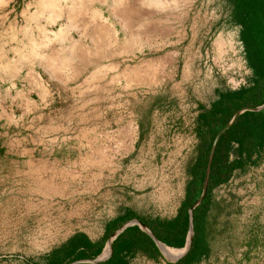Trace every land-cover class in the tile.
<instances>
[{
    "label": "rangeland",
    "instance_id": "obj_1",
    "mask_svg": "<svg viewBox=\"0 0 264 264\" xmlns=\"http://www.w3.org/2000/svg\"><path fill=\"white\" fill-rule=\"evenodd\" d=\"M229 14L227 0H0V264L96 240L126 207L175 215L199 106L249 83ZM207 222L197 264H264V152L213 190Z\"/></svg>",
    "mask_w": 264,
    "mask_h": 264
},
{
    "label": "trees",
    "instance_id": "obj_2",
    "mask_svg": "<svg viewBox=\"0 0 264 264\" xmlns=\"http://www.w3.org/2000/svg\"><path fill=\"white\" fill-rule=\"evenodd\" d=\"M230 22L239 27L246 66L250 70L249 83L236 90L216 89L215 98L208 106L200 105L195 118V136L198 143L195 156L187 168V181L183 198L173 217L139 216L131 211L109 220L100 238L90 240L79 234L53 249L42 264H70L74 261L94 259L103 250L107 239L131 219L146 226L164 245L182 248L188 233V208L201 195L211 146L216 134L234 114L245 107H258L264 103V0H227ZM264 152V109L244 111L218 138L212 155L207 189L201 203L192 213L193 237L189 251L174 263L197 264L209 253L207 242L208 213L212 206V193L225 184L235 171L259 163ZM139 251L146 256L161 257L152 239L138 226L125 228L113 240L111 256L98 264H129V252ZM90 264V263H78Z\"/></svg>",
    "mask_w": 264,
    "mask_h": 264
},
{
    "label": "water",
    "instance_id": "obj_3",
    "mask_svg": "<svg viewBox=\"0 0 264 264\" xmlns=\"http://www.w3.org/2000/svg\"><path fill=\"white\" fill-rule=\"evenodd\" d=\"M264 109V103L261 106L258 107H245L242 108L241 110H238L234 116L231 118V120L227 123V125L221 129L215 136L212 146H211V150H210V154H209V159H208V163H207V167H206V173H205V179L203 182V188H202V192L201 195L199 196V198L193 202L190 207L188 208V233L186 236V241L185 244L182 248V251L180 252V254H178L177 256H173V257H168L165 254V248H167L163 243H161L160 241H158L150 232V230L142 225L138 220L136 219H132L128 222H126L125 224H123L118 230L117 232H115V234L111 237L108 238V241L106 242V245L108 247V253L105 256L99 255L94 259H86V260H79V261H74L70 264H77V263H91V264H97L99 262L104 261L109 255H111L112 251H113V247H112V240L114 239V237L119 234L125 227H127L128 225H133L136 224L138 225L147 235L150 236V238L153 240V242L155 243L159 253L161 254V256L169 263H174L176 262L179 258L185 256V254L189 251L190 249V245H191V241H192V237H193V223H192V213L194 208L199 205L202 201V199L205 196L206 193V189H207V179H208V173H209V169H210V163H211V159H212V155L214 152V148L215 145L218 141L219 136L226 130L228 129L234 122L235 120L239 117V115L241 113H243L244 111H254V112H258V111H262Z\"/></svg>",
    "mask_w": 264,
    "mask_h": 264
},
{
    "label": "crops",
    "instance_id": "obj_4",
    "mask_svg": "<svg viewBox=\"0 0 264 264\" xmlns=\"http://www.w3.org/2000/svg\"><path fill=\"white\" fill-rule=\"evenodd\" d=\"M19 71H21V70H19ZM19 71H18V72H19ZM18 72L16 73L17 75H18ZM16 74H15L14 76L17 77ZM0 75H1V73H0ZM5 76H6V75H5ZM5 76H4V77H5ZM11 80H15V77H12ZM10 82H11V81H10ZM125 211H131V212H134L135 214H137L133 209L128 208V207H126V208L124 209V212H125ZM124 212H122V213H120V214H117V215L113 216L110 220H113L114 218H116V217L122 215ZM150 218H152V217H150ZM131 220H132V219H131ZM129 221H130V220H129ZM124 224H125V223H124ZM134 225H136V224L128 225L127 227H131V226H134ZM136 226H138V225H136ZM127 227H125V228H127ZM138 227H139V226H138ZM119 228H120V227H119ZM119 228H118V229H119ZM125 228H124V229H125ZM139 228H140V227H139ZM118 229H117V230H118ZM124 229H123V230H124ZM140 229H141V228H140ZM117 230H116L115 232H117ZM123 230H122V231H123ZM141 230H142V229H141ZM122 231H121V232H122ZM142 231H143V230H142ZM103 232H104V230H103ZM115 232H114L111 236H113V235L115 234ZM121 232H120V233H121ZM143 232H144V231H143ZM120 233H119V234H120ZM144 233H145V232H144ZM102 234H103V233H102ZM117 235H118V234H117ZM117 235H116V236H117ZM111 236H110V237H111ZM116 236L114 237V239L116 238ZM148 236H149V235H148ZM149 237H150V236H149ZM89 239H90V238H89ZM114 239H113V240H114ZM90 240H91V239H90ZM113 240H112V247H113ZM107 241H108V239H107ZM107 241H106V242H107ZM152 241H153V240H152ZM154 244H155V243H154ZM105 245H106V243H105ZM105 245H104V247H105ZM106 246H107V245H106ZM155 246H156V245H155ZM165 246H166V245H165ZM166 247H168V246H166ZM156 248H157V247H156ZM157 250H158V249H157ZM158 252H159V251H158ZM107 253H108V250H107V252H104V248H103L102 252H101L99 255L105 256ZM111 254H112V253H111ZM140 254L146 256L145 254H143V253H141V252H139V251L129 252V254L127 255V258H128V262H129V264H131V263L133 262V260H135V257H137V256L140 255ZM159 254H160V253H159ZM99 255H98V256H99ZM110 256H111V255H109L105 260H107ZM160 256H161V254H160ZM146 257H147L148 259L152 260V261L155 260V256H152V258H150V257H148V256H146ZM105 260H104V261H105ZM102 262H103V261H102ZM99 263H100V262H99ZM168 263H169V262H168ZM77 264H78V263H77ZM90 264H91V263H90ZM97 264H98V263H97Z\"/></svg>",
    "mask_w": 264,
    "mask_h": 264
},
{
    "label": "bare ground",
    "instance_id": "obj_5",
    "mask_svg": "<svg viewBox=\"0 0 264 264\" xmlns=\"http://www.w3.org/2000/svg\"><path fill=\"white\" fill-rule=\"evenodd\" d=\"M59 32H60V31H59ZM165 250H166L167 252L171 253V252L169 251V249L165 248Z\"/></svg>",
    "mask_w": 264,
    "mask_h": 264
}]
</instances>
